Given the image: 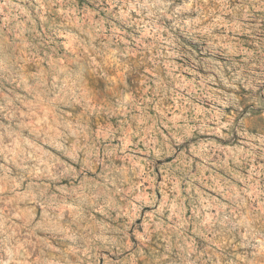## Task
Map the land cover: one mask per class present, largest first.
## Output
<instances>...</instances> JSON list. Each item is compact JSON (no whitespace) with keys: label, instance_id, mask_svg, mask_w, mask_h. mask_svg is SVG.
Returning a JSON list of instances; mask_svg holds the SVG:
<instances>
[{"label":"rangeland","instance_id":"374dc122","mask_svg":"<svg viewBox=\"0 0 264 264\" xmlns=\"http://www.w3.org/2000/svg\"><path fill=\"white\" fill-rule=\"evenodd\" d=\"M0 264H264V0H0Z\"/></svg>","mask_w":264,"mask_h":264}]
</instances>
